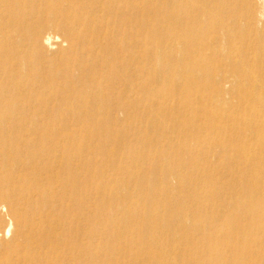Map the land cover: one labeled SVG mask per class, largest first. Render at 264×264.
<instances>
[{
  "label": "rangeland",
  "instance_id": "rangeland-1",
  "mask_svg": "<svg viewBox=\"0 0 264 264\" xmlns=\"http://www.w3.org/2000/svg\"><path fill=\"white\" fill-rule=\"evenodd\" d=\"M166 4L104 0V33L96 40L92 31L76 40L80 29L65 27L61 15L37 45L28 34L16 36V50L34 60L16 84L0 79V176L24 182L0 190L1 248L16 243L19 220L34 225L49 216L63 224L58 232L70 247L88 244V264H196L183 257L198 246L199 151L217 132L214 114L203 110L214 111L216 74L230 66L219 64L212 47L193 89L173 80ZM63 8L68 15L70 5ZM48 34L56 37L51 45ZM71 49L78 51L73 66L84 63L66 74ZM34 72L49 89L33 90ZM233 105L226 117L246 119L238 99ZM37 184L42 195L34 194Z\"/></svg>",
  "mask_w": 264,
  "mask_h": 264
},
{
  "label": "bare ground",
  "instance_id": "bare-ground-1",
  "mask_svg": "<svg viewBox=\"0 0 264 264\" xmlns=\"http://www.w3.org/2000/svg\"><path fill=\"white\" fill-rule=\"evenodd\" d=\"M166 1L170 77L193 89V82H199V74L206 71L212 47L219 64L225 61L230 66L224 75L216 74L222 82L216 81L214 111L203 110L214 114L217 132L199 151L198 246L183 258L196 257V264H264V0ZM47 2L49 6L43 8ZM67 5L70 9L64 16ZM60 15L65 27L75 24L80 29L76 40L83 33L92 31L95 40L104 33V0H0V79L5 76L16 84L25 77L28 61L34 60L16 50V36L28 34L27 40L37 45L44 27ZM55 38L48 34L46 43L51 45ZM77 54L76 49L65 54L66 74L82 70L84 61L73 66L72 55ZM30 78L33 90L49 89L38 82L37 72ZM239 82L246 90L238 94L234 86ZM236 99L246 119L234 114L226 117L225 106L234 108ZM3 174L0 190L17 191L24 185L21 178ZM53 182L49 186L56 190ZM180 182L184 188L185 180ZM34 194H43L41 185L37 184ZM18 222L19 243L0 247V264H88V244L70 247L58 232L61 222L49 216L34 225ZM6 235L11 237L12 225ZM189 239L190 235L183 237V241Z\"/></svg>",
  "mask_w": 264,
  "mask_h": 264
}]
</instances>
